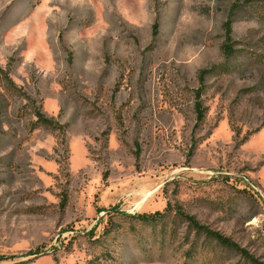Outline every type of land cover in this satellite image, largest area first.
Masks as SVG:
<instances>
[{
    "label": "rangeland",
    "instance_id": "rangeland-1",
    "mask_svg": "<svg viewBox=\"0 0 264 264\" xmlns=\"http://www.w3.org/2000/svg\"><path fill=\"white\" fill-rule=\"evenodd\" d=\"M251 261L264 0H0V264Z\"/></svg>",
    "mask_w": 264,
    "mask_h": 264
},
{
    "label": "trees",
    "instance_id": "trees-1",
    "mask_svg": "<svg viewBox=\"0 0 264 264\" xmlns=\"http://www.w3.org/2000/svg\"><path fill=\"white\" fill-rule=\"evenodd\" d=\"M227 31H229V27H228V30ZM156 32H157V27H154V32H153L154 35H155ZM223 50H224V52H226V54L228 52V55L231 52L230 51V48L228 46H224L223 47ZM205 74H206V72L200 73L199 79H202ZM195 113H196L197 120L199 122H202L203 119H204L203 118L204 117V110L202 109L201 105L198 104V103H197V105L195 107ZM35 118H36V121H35L36 123H35L34 126L36 128H38V127L40 128L41 127V128H44V129H50L51 131L60 133L61 136L64 138V134H65V131L67 129V127L65 125L63 126L59 122H56L54 118H48V117L42 115L41 113H36L35 114ZM246 141H247V139H245V141H243V142H246ZM169 210H170V208H167L166 209L165 216L167 215V213H168ZM165 216L164 215H161L159 213H156V214L150 215V216H136L134 218L137 219V220L142 221L143 223L150 224V223H157V222H159ZM178 217H182L183 218V217H185V215L182 214L180 211H178ZM185 218L188 219V221L196 229V231H198L199 233L200 232H204L201 228H199V226L195 223V221L193 219L187 218V217H185ZM206 234H208V233H206ZM215 239L219 241V244H221L222 247L227 248V249H230V250H233V246L229 242H227L226 240L222 239L219 236H216ZM250 264H255V263L251 261Z\"/></svg>",
    "mask_w": 264,
    "mask_h": 264
}]
</instances>
